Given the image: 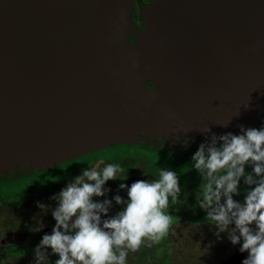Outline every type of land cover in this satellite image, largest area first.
Here are the masks:
<instances>
[{"label": "water", "instance_id": "95a60500", "mask_svg": "<svg viewBox=\"0 0 264 264\" xmlns=\"http://www.w3.org/2000/svg\"><path fill=\"white\" fill-rule=\"evenodd\" d=\"M133 3L0 0V182L264 127V0H139L142 30Z\"/></svg>", "mask_w": 264, "mask_h": 264}, {"label": "clouds", "instance_id": "9594fccd", "mask_svg": "<svg viewBox=\"0 0 264 264\" xmlns=\"http://www.w3.org/2000/svg\"><path fill=\"white\" fill-rule=\"evenodd\" d=\"M205 139L191 158L201 177L197 204L206 212L205 221L215 227L218 239L227 233L247 253L241 264H264V127L240 126V134ZM123 171L112 163L99 170L89 166L52 197L56 224L35 249L37 264H47L48 248L59 257L55 264H126L128 252L137 251L145 239L158 242L168 234L173 216L165 209L169 198L173 204L178 200L181 188L177 173L166 168L159 169L155 180H138L130 187L121 183L128 199L117 195L114 200L123 210L101 219L112 201L93 197L105 196L110 191L106 182ZM242 178L246 187L240 202L234 196L241 195Z\"/></svg>", "mask_w": 264, "mask_h": 264}, {"label": "flooded vegetation", "instance_id": "af4514ba", "mask_svg": "<svg viewBox=\"0 0 264 264\" xmlns=\"http://www.w3.org/2000/svg\"><path fill=\"white\" fill-rule=\"evenodd\" d=\"M142 1L150 3L153 0ZM133 20L138 29L142 30L144 22L141 18L139 0H134L133 3ZM158 155L168 154L157 152L144 145L119 144L88 152L87 154L49 169L53 171L55 168L67 167L77 161L84 160L81 161V165L73 168L70 173L57 177L52 185L46 186L41 191L39 205L43 204L46 207L45 209H42L39 206V216L37 218V221H39L38 224H32L30 220L26 219V217L20 221L16 219L13 220L10 228H4V225L0 223V264H37L35 249L40 244L42 237L45 234H51L52 229L56 224L52 216V210L57 206V201L52 199V197L58 194L69 181L75 176L80 175L82 170L89 166L95 167L99 170L106 164L112 163L120 165L124 170L123 172L118 173L117 179L106 182L104 187L110 189V191H108L105 196L93 197V200L97 202H102L105 199L112 201L107 216L101 214L102 220L114 216L117 212L123 210L124 206L116 204L114 200V197L117 195L121 196L124 200L128 199L127 190L120 189L119 187L121 183L130 187L133 182L138 180H155L157 179L156 175L158 174L159 169L166 168L177 173L181 188L178 200L174 204L171 202V198H169L170 203L169 208L165 209L166 213L172 214L173 212H177L179 217L176 220L185 223L201 224L205 222L203 221V218L200 219L201 221H191V216L195 215L192 214L191 207L198 210L197 215L200 216H202L201 212L203 209L198 206L197 201H191L192 189L188 170H184L185 173H181L179 169L167 165L162 160H156L154 157H157ZM200 183L201 181L199 179V185ZM197 196L198 195L196 194L193 199L196 200ZM174 221H172L171 227L173 226ZM16 228H21V230L15 231L14 229ZM170 229L168 234L158 242L145 239L144 243L137 251L131 252L132 254L129 257L131 264H171L173 259V246L169 239ZM5 230L10 231V236L7 238H3ZM239 247L240 245L222 242V253L214 261L215 264H241V262L247 258V253H241ZM46 252L47 264H55V261L59 258L58 255L53 254L50 248L46 249ZM127 260L128 256L126 264H128Z\"/></svg>", "mask_w": 264, "mask_h": 264}, {"label": "rangeland", "instance_id": "374dc122", "mask_svg": "<svg viewBox=\"0 0 264 264\" xmlns=\"http://www.w3.org/2000/svg\"><path fill=\"white\" fill-rule=\"evenodd\" d=\"M156 160H162L174 168H188L193 176L200 178V175L193 167L192 157H176L158 155ZM84 161V160H81ZM77 161L67 167L55 168L53 171L41 175L29 176L21 179H12L0 182V223L4 228H10L13 220H30L32 224H38L40 193L46 187L52 185L59 176L66 175L71 170L82 164ZM249 172V171H247ZM243 178L240 181L241 195L234 196V199L243 202L244 190ZM191 201H197L192 199ZM24 204V205H23ZM191 207L192 214L197 215L198 210ZM173 226L170 229L169 239L173 246V259L171 264H215V260L222 253V242L231 243L227 233H221L218 239L213 225L205 221L206 212L202 210L203 223L192 224L178 221L179 214L173 212ZM4 218V219H3ZM3 219V220H2ZM2 221V222H1ZM192 222L194 220L191 219ZM201 221V220H197ZM234 227V225H233ZM20 231L21 228L14 229ZM3 238L10 236V231H4ZM132 251L128 252V264H131L129 257Z\"/></svg>", "mask_w": 264, "mask_h": 264}, {"label": "trees", "instance_id": "16d2710c", "mask_svg": "<svg viewBox=\"0 0 264 264\" xmlns=\"http://www.w3.org/2000/svg\"><path fill=\"white\" fill-rule=\"evenodd\" d=\"M177 169H179V171L181 173H185L184 170L185 171L188 170V176L190 177L191 189H192L191 190V192H192V195H191L192 198L191 199H193L196 194L199 195V193H198V189H199V179L201 181V177L198 178L197 176H193L188 168H184V169L177 168ZM50 171H52V170H49V171H46V172H42V173H38V174H35L33 176H36V175L38 176V175H41V174L49 173ZM247 171L251 172V167L250 166H246V172ZM243 185H244V182H243ZM244 186L246 187V185H244ZM202 218H203V215L202 216H200V215H192L191 216V219L194 220V221L195 220H200Z\"/></svg>", "mask_w": 264, "mask_h": 264}]
</instances>
